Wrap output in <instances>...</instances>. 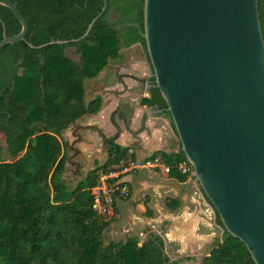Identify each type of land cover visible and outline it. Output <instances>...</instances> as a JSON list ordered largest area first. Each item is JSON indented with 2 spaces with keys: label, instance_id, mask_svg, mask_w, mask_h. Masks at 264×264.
Listing matches in <instances>:
<instances>
[{
  "label": "trees",
  "instance_id": "16d2710c",
  "mask_svg": "<svg viewBox=\"0 0 264 264\" xmlns=\"http://www.w3.org/2000/svg\"><path fill=\"white\" fill-rule=\"evenodd\" d=\"M10 1L25 18L27 32L23 40L0 48V264H179L188 259L169 262L156 233L142 242L136 235L105 240L109 222L92 209L90 190L100 172L109 171L128 147L110 141L102 164L73 186L64 177L68 152L60 138L63 130L102 106L100 94L85 100V79L96 77L110 61L121 60V47L138 43L145 52L143 0H106L104 12L85 37L40 48L28 43L38 46L80 37L103 0ZM257 3L264 39V0ZM0 19L7 35L21 28L1 5ZM67 46L75 47L78 62L66 54ZM149 80L150 96L139 103L163 109L153 77ZM156 155L167 163L186 160L179 140L176 151L152 153ZM216 222L222 226L217 213ZM203 264L254 262L245 244L224 230L222 241L210 249Z\"/></svg>",
  "mask_w": 264,
  "mask_h": 264
},
{
  "label": "water",
  "instance_id": "95a60500",
  "mask_svg": "<svg viewBox=\"0 0 264 264\" xmlns=\"http://www.w3.org/2000/svg\"><path fill=\"white\" fill-rule=\"evenodd\" d=\"M0 5L21 25L7 35L0 19L1 48L23 40L27 22L10 0ZM105 8L103 0L78 38L28 45L78 41ZM142 17L150 76L166 105L150 114L169 113L191 176L223 229L245 244L254 264H264V39L257 0H143Z\"/></svg>",
  "mask_w": 264,
  "mask_h": 264
},
{
  "label": "crops",
  "instance_id": "0c3cea01",
  "mask_svg": "<svg viewBox=\"0 0 264 264\" xmlns=\"http://www.w3.org/2000/svg\"><path fill=\"white\" fill-rule=\"evenodd\" d=\"M136 45L138 43L131 46ZM120 50L122 59L118 63L113 61V66L109 63L98 76V79L106 76V83L101 85L103 91H97L90 97L97 94L102 96L101 109L89 116L92 118L90 123L101 129V135L83 133L84 139L91 140L88 141L93 142L92 147L102 139L106 149L107 144L114 141L128 147L130 156L140 160L152 157L155 151H176L178 138L175 137L177 135L170 117L163 112L150 114L153 106L139 103L140 98L150 96L149 87L131 76L146 81L151 78V67L145 55L135 50L129 52L128 47H121ZM108 91L112 92L110 96H107ZM125 101H129L127 106L134 107L133 115L129 124L125 116L122 124H119L114 116ZM138 117L141 119V128L132 131ZM156 124H161L162 128L156 127ZM136 137L141 138L142 149L150 154L141 156L130 147L132 141L137 140ZM83 144L81 140L78 142L82 152L85 149ZM119 179L128 183L130 192L126 198L116 200L119 217L109 222L104 231V237L108 240L136 235L142 242L150 233H156L163 239L164 251L169 258H188L179 264H203L210 249L217 241H222L224 229L216 222V211L192 178L181 180L159 169H136L120 174Z\"/></svg>",
  "mask_w": 264,
  "mask_h": 264
},
{
  "label": "rangeland",
  "instance_id": "374dc122",
  "mask_svg": "<svg viewBox=\"0 0 264 264\" xmlns=\"http://www.w3.org/2000/svg\"><path fill=\"white\" fill-rule=\"evenodd\" d=\"M114 15L113 13L111 14ZM127 49V48H126ZM137 51L138 53H141L145 55L144 49L141 45H136L135 47L131 46L128 47L129 52L131 51ZM66 54L71 57L74 61H79V55L75 52V47L73 46H67L65 48ZM125 52V50H123ZM126 51V52H127ZM137 53V54H138ZM114 63H118L119 60H113ZM113 61H110L109 63L113 66ZM109 64V65H110ZM107 65L106 68L109 66ZM116 68V65L113 67V69ZM113 72V70H112ZM100 74V73H99ZM85 79L84 86H85V100L90 99L91 96L97 93V91H103L102 84H105L107 79L104 77H101L98 79V76ZM103 78V79H102ZM118 88H121L120 86ZM112 92L108 91L107 96H110ZM129 101H125L124 103H121L119 106V111L114 116L115 120L119 122V124H122L123 116H125L127 123H130V119L133 115V108L127 106ZM134 103V102H133ZM98 113V112H97ZM88 115H83L80 119H78L75 123L69 125L65 130H63L60 138L63 143L66 144V149L68 152V160L65 167L64 177L67 183L71 186H73L75 183H77L81 178H83L86 173L96 167L102 164L106 159V145H104V142L102 139H100L99 143L95 145V147H92L93 142H89L91 140L84 139L83 133L85 134H95L98 133L101 135V129L97 127L96 124L90 123L92 122V118ZM158 128H162L161 124L155 125ZM134 129H131L132 131H137L141 128V119L138 117L136 120V125L133 127ZM145 128V127H144ZM172 128V126H170ZM177 138V136H175ZM137 140H133L130 147L136 150L138 154L141 156H145L150 154L151 152L147 153V151L142 149V146L140 145V142L142 141L140 137H136ZM83 141V147L85 149H80L78 142ZM143 142V141H142ZM1 145L4 147V142L1 140ZM2 158L7 159V155L3 152ZM102 174V173H101ZM106 240H108L107 237H104ZM194 264V263H191Z\"/></svg>",
  "mask_w": 264,
  "mask_h": 264
},
{
  "label": "built area",
  "instance_id": "2783aa9c",
  "mask_svg": "<svg viewBox=\"0 0 264 264\" xmlns=\"http://www.w3.org/2000/svg\"><path fill=\"white\" fill-rule=\"evenodd\" d=\"M131 150L126 155L120 157L109 169V171L100 174L98 182L91 188L92 209L102 221L112 222L119 217L116 208L118 198H126L129 195L130 188L126 181L120 180L119 175L134 171L136 169H148L155 171L159 169L166 175L172 172L186 175L192 178V166L187 160L167 163L160 156L150 158L135 159L130 156ZM193 179V178H192Z\"/></svg>",
  "mask_w": 264,
  "mask_h": 264
}]
</instances>
